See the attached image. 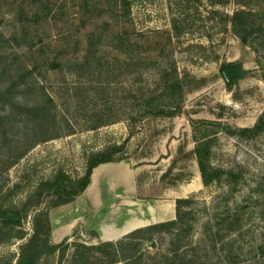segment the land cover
Here are the masks:
<instances>
[{
    "label": "rangeland",
    "instance_id": "374dc122",
    "mask_svg": "<svg viewBox=\"0 0 264 264\" xmlns=\"http://www.w3.org/2000/svg\"><path fill=\"white\" fill-rule=\"evenodd\" d=\"M238 8L247 42L233 29ZM228 60L245 69L232 86L219 73ZM27 70L0 99V205L25 214L0 241V264H264V126L239 131L264 112V0H0V93ZM49 97L52 135L33 143L41 133L19 103ZM209 137L223 170L204 184L194 147ZM110 144L124 158L94 167L82 193L23 205L41 180L83 174ZM180 197L182 218L149 229L176 218ZM130 214L148 222L101 238Z\"/></svg>",
    "mask_w": 264,
    "mask_h": 264
},
{
    "label": "trees",
    "instance_id": "16d2710c",
    "mask_svg": "<svg viewBox=\"0 0 264 264\" xmlns=\"http://www.w3.org/2000/svg\"><path fill=\"white\" fill-rule=\"evenodd\" d=\"M245 14H247V11L243 8L236 9L232 14V23H233V29L238 34V36L242 39L243 42H247V36L249 33V27L248 23L246 22ZM52 66L57 65V62H52ZM219 73L222 77L224 83L227 86H232L234 83H236L245 73V69L242 65L241 61L237 60H228L223 61L219 66ZM32 75L31 70H27V72H24L20 74L18 77H16L15 80H13L1 93H0V99L3 96H6V94H10L11 88L13 86H18L23 79H25L26 75ZM176 86L180 87V82H176ZM51 97L48 98V100H40L38 102H27L23 101L19 103V110L22 113H25L29 119L34 121L35 128L37 129L34 132L41 133V136H37V134H34L33 143L37 140H46L48 139L52 134L50 132V125L43 123V121L50 116L51 113V107L47 104L48 101H51ZM264 126V112L258 117V120L255 124L252 126H244L239 128V131H241L245 136L253 135L255 132L260 130ZM33 132V133H34ZM212 138H204L197 142V144L194 147V153L195 158L199 167V172L201 179L204 184H208L213 180H218L221 176L222 168L218 166H212L209 161L210 156V142ZM32 143V142H30ZM32 143V144H33ZM31 145V144H30ZM29 145L25 146L21 152L15 156V158H18L27 148ZM121 150V145L116 144H110L103 150H99L96 152H91L86 159V168L83 174L78 175L76 177H72L69 173H67L63 169L57 170L50 178L41 180L38 185L36 186V190L32 194L34 198L28 197L26 201L24 202V206H32L38 204L41 199L45 196H50L49 203L51 205H59L66 202H69L73 199V197L79 193H82V191L90 184L91 182V174L94 167H96L99 163L110 161V160H120L124 158L123 154H119L117 156L114 155L116 151ZM231 176L233 178L236 177V174L231 173ZM178 206H177V212H176V218L163 220L155 223H151L148 226L149 229L153 228H163V227H169L177 222V220L182 218L180 203L182 201H187L185 198H177L176 199ZM7 210H12L17 216H10L5 217L3 220V225L0 226V241L3 240V238H8L10 235L8 233L11 232V229L14 228L15 225L19 226L21 225L22 216L25 215H19V210L13 207L8 208H2L0 205V213L4 214ZM37 214L36 216H38ZM37 218L34 219V233L35 235L41 233V227L38 225ZM13 223V225L8 226V224ZM7 227V228H6ZM140 228V227H139ZM139 228H136L134 230H137ZM9 229V230H8ZM8 230V231H7ZM49 226H47L45 233H49ZM7 233V235H6ZM24 230L21 227H17L16 229V235L18 238L23 237ZM261 251L264 254V244L261 246ZM174 260L168 259V262L166 264H173ZM19 264H35V260L28 258L24 259V256L20 258Z\"/></svg>",
    "mask_w": 264,
    "mask_h": 264
},
{
    "label": "bare ground",
    "instance_id": "6f19581e",
    "mask_svg": "<svg viewBox=\"0 0 264 264\" xmlns=\"http://www.w3.org/2000/svg\"><path fill=\"white\" fill-rule=\"evenodd\" d=\"M98 172H99V169H97L95 171V179L94 180H96V178L98 176ZM157 221H158V219H157ZM66 222H67V220H66ZM147 222H148L147 219H144V218H142V217H140V216H138L136 214H130L128 216V218L124 221L123 226L121 228H119V231L115 230V229L113 230L112 227H110L109 225L105 224V226H104L105 230L103 232V236H104V238L115 237V236H117L118 233H120V232H122L124 230H129V229H132V228H134L136 226L144 225ZM109 230H112L113 233L110 234ZM120 230H122V231H120ZM63 231H64V228L62 226L58 227L57 230H56V233H57L56 237H59L63 233Z\"/></svg>",
    "mask_w": 264,
    "mask_h": 264
},
{
    "label": "crops",
    "instance_id": "0c3cea01",
    "mask_svg": "<svg viewBox=\"0 0 264 264\" xmlns=\"http://www.w3.org/2000/svg\"><path fill=\"white\" fill-rule=\"evenodd\" d=\"M84 190H85V189H84ZM70 226H71V224H69V226H68V225H62L63 228L65 227V228H64V231H63V233H62L59 237H57V238H61V237L64 236L66 233H68V232H69V228H70ZM115 230H118V231H119V228H118V229H115ZM120 231H122V230H120ZM125 231H126V230H124V231L118 233L117 236L123 234ZM109 233L112 234L113 231H112V230H109ZM117 236H115V237H117ZM101 238H102V239H111V238H114V237H111V238H104V236L102 235Z\"/></svg>",
    "mask_w": 264,
    "mask_h": 264
},
{
    "label": "water",
    "instance_id": "95a60500",
    "mask_svg": "<svg viewBox=\"0 0 264 264\" xmlns=\"http://www.w3.org/2000/svg\"><path fill=\"white\" fill-rule=\"evenodd\" d=\"M91 180H92V177H91Z\"/></svg>",
    "mask_w": 264,
    "mask_h": 264
}]
</instances>
